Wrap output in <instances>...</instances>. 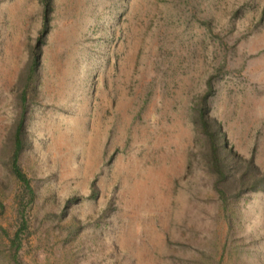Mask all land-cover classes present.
Returning a JSON list of instances; mask_svg holds the SVG:
<instances>
[{"label":"rangeland","instance_id":"obj_1","mask_svg":"<svg viewBox=\"0 0 264 264\" xmlns=\"http://www.w3.org/2000/svg\"><path fill=\"white\" fill-rule=\"evenodd\" d=\"M0 264H264V0H0Z\"/></svg>","mask_w":264,"mask_h":264},{"label":"trees","instance_id":"obj_2","mask_svg":"<svg viewBox=\"0 0 264 264\" xmlns=\"http://www.w3.org/2000/svg\"><path fill=\"white\" fill-rule=\"evenodd\" d=\"M42 3L44 20L47 22L51 8V0H42ZM37 61L38 57L35 59V62ZM205 115V112L200 113V121L203 124V130L205 131L206 135H208L207 143H209V150L206 154V157L208 163H210L213 169L214 174L217 175V180H219L221 183H228L229 191H234L236 188H246V190L253 191L258 190L257 183L247 180L248 174H256L258 172L257 167L254 166L251 160H249L246 164L245 172H243L241 175H238V177H234V165L227 164L228 161L232 159V154L227 151L222 138L219 137V124H217L215 120L210 119L209 124H207ZM208 128L212 129L213 133L210 134ZM17 174L18 176L22 177L19 171H17ZM248 182L251 184L250 187H247L249 184ZM220 194L221 196H224L223 191H221Z\"/></svg>","mask_w":264,"mask_h":264}]
</instances>
